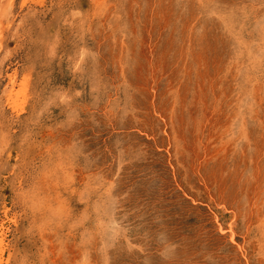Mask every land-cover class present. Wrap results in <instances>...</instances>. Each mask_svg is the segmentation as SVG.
Returning a JSON list of instances; mask_svg holds the SVG:
<instances>
[{
  "label": "rangeland",
  "instance_id": "374dc122",
  "mask_svg": "<svg viewBox=\"0 0 264 264\" xmlns=\"http://www.w3.org/2000/svg\"><path fill=\"white\" fill-rule=\"evenodd\" d=\"M0 8V264H264V0Z\"/></svg>",
  "mask_w": 264,
  "mask_h": 264
},
{
  "label": "bare ground",
  "instance_id": "6f19581e",
  "mask_svg": "<svg viewBox=\"0 0 264 264\" xmlns=\"http://www.w3.org/2000/svg\"><path fill=\"white\" fill-rule=\"evenodd\" d=\"M1 1H2V0H1ZM12 1H13V0H8V3L11 4ZM1 6H2V5H1ZM0 9H1V8H0ZM10 80H11V79H10ZM13 90H14V89H13ZM22 90L24 91V89H22ZM23 91L16 92V93H15V96H16L17 94H19V93H24ZM11 94H12V92H9V99L11 98ZM11 99H12V98H11ZM14 99H15V98H14ZM21 104H22V103H21ZM14 105H15V107H16V106H17V107H20V104L15 103ZM18 105H19V106H18ZM2 242H3V241H1V239H0V245L2 244Z\"/></svg>",
  "mask_w": 264,
  "mask_h": 264
}]
</instances>
